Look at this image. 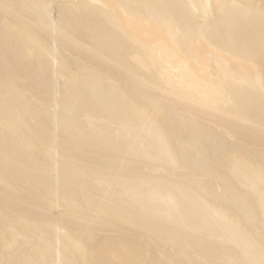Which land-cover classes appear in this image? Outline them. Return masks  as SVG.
Returning <instances> with one entry per match:
<instances>
[{
	"label": "bare ground",
	"instance_id": "obj_1",
	"mask_svg": "<svg viewBox=\"0 0 264 264\" xmlns=\"http://www.w3.org/2000/svg\"><path fill=\"white\" fill-rule=\"evenodd\" d=\"M0 264H264V0H0Z\"/></svg>",
	"mask_w": 264,
	"mask_h": 264
}]
</instances>
